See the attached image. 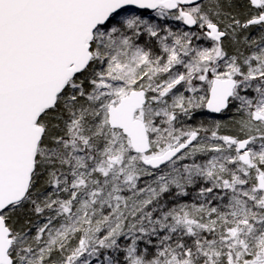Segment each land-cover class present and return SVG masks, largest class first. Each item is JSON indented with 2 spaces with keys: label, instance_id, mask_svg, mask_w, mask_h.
I'll use <instances>...</instances> for the list:
<instances>
[{
  "label": "snow or ice",
  "instance_id": "snow-or-ice-1",
  "mask_svg": "<svg viewBox=\"0 0 264 264\" xmlns=\"http://www.w3.org/2000/svg\"><path fill=\"white\" fill-rule=\"evenodd\" d=\"M0 264H264V0H0Z\"/></svg>",
  "mask_w": 264,
  "mask_h": 264
}]
</instances>
